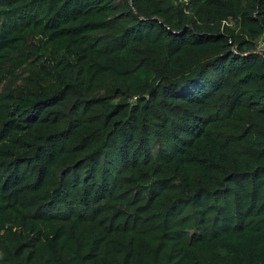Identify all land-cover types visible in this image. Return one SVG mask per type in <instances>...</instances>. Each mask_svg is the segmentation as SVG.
I'll use <instances>...</instances> for the list:
<instances>
[{
    "label": "trees",
    "instance_id": "1",
    "mask_svg": "<svg viewBox=\"0 0 264 264\" xmlns=\"http://www.w3.org/2000/svg\"><path fill=\"white\" fill-rule=\"evenodd\" d=\"M261 43L264 0H0V264H264Z\"/></svg>",
    "mask_w": 264,
    "mask_h": 264
},
{
    "label": "water",
    "instance_id": "2",
    "mask_svg": "<svg viewBox=\"0 0 264 264\" xmlns=\"http://www.w3.org/2000/svg\"><path fill=\"white\" fill-rule=\"evenodd\" d=\"M259 53H261L264 56V48L258 50Z\"/></svg>",
    "mask_w": 264,
    "mask_h": 264
},
{
    "label": "rangeland",
    "instance_id": "3",
    "mask_svg": "<svg viewBox=\"0 0 264 264\" xmlns=\"http://www.w3.org/2000/svg\"><path fill=\"white\" fill-rule=\"evenodd\" d=\"M263 43H261V45L259 46V49H263Z\"/></svg>",
    "mask_w": 264,
    "mask_h": 264
}]
</instances>
